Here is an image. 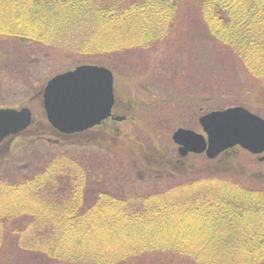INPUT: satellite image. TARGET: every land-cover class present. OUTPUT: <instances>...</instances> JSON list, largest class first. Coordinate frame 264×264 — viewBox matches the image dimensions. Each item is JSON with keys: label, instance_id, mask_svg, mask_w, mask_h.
I'll use <instances>...</instances> for the list:
<instances>
[{"label": "trees", "instance_id": "16d2710c", "mask_svg": "<svg viewBox=\"0 0 264 264\" xmlns=\"http://www.w3.org/2000/svg\"><path fill=\"white\" fill-rule=\"evenodd\" d=\"M182 20L184 33L172 40ZM192 26L199 46L242 73L234 90L264 92V0H0V36L68 49L112 70L113 53L141 50L148 57L166 43L180 45ZM149 63L147 73L154 71ZM90 130L60 134L44 117L15 136L31 133L65 148L35 173L7 176L0 186L7 187L0 264H145L147 257L155 264L162 256L264 264V224L250 222L264 217V186L215 174L169 181L112 172V161L99 165L81 152L95 147ZM190 234L206 237L189 247Z\"/></svg>", "mask_w": 264, "mask_h": 264}, {"label": "rangeland", "instance_id": "374dc122", "mask_svg": "<svg viewBox=\"0 0 264 264\" xmlns=\"http://www.w3.org/2000/svg\"><path fill=\"white\" fill-rule=\"evenodd\" d=\"M183 24L182 20L172 40L182 34ZM191 32L180 45L175 41L166 43L158 52L152 51L151 57H143L141 50L111 55L113 65H117L113 70L117 99L114 113L127 118L91 129L95 147L81 152L91 154L99 165L112 161L111 171L116 167L122 168L116 172L134 171L137 178L161 176L171 181L215 174L227 181L260 188L264 186V160L259 158L264 154H252L237 146L216 158L194 153L179 156L178 145L172 139L174 131L179 127L202 131L199 116L212 109L243 106L264 115V92L234 90L237 80H244L242 73L230 65L229 59L215 57L209 48L199 46L196 27L192 26ZM89 59L90 56L68 49L51 51L42 45L24 46L14 37L0 36V107L29 106L34 120L43 121L46 116L40 89L55 74L91 63ZM148 63L155 67L151 66V73L146 72ZM217 84L223 86L220 93L213 90ZM24 135L27 136L8 139L0 152V186H6L7 176L35 173L65 148V144L54 147V141H38L31 133ZM71 151L78 153L76 149ZM4 205L7 206V187L0 189V206ZM250 222L264 224V217L251 218ZM193 234L189 235V247L207 235ZM10 248L8 245L6 252ZM174 257L177 258L168 260L162 256L155 264H195L188 258ZM148 259L144 263L152 264Z\"/></svg>", "mask_w": 264, "mask_h": 264}, {"label": "water", "instance_id": "95a60500", "mask_svg": "<svg viewBox=\"0 0 264 264\" xmlns=\"http://www.w3.org/2000/svg\"><path fill=\"white\" fill-rule=\"evenodd\" d=\"M42 102L49 123L63 134L82 132L112 115L116 102L114 75L98 64H81L51 77L42 90ZM124 117L116 116V119ZM202 132L179 127L172 135L184 157L190 152L216 158L236 146L264 153V118L243 106L213 110L199 118ZM34 122L28 106L0 107V147ZM260 160H264L262 155Z\"/></svg>", "mask_w": 264, "mask_h": 264}, {"label": "flooded vegetation", "instance_id": "af4514ba", "mask_svg": "<svg viewBox=\"0 0 264 264\" xmlns=\"http://www.w3.org/2000/svg\"><path fill=\"white\" fill-rule=\"evenodd\" d=\"M41 93H42V90H41ZM116 103H117V101H116ZM116 103H115V106H116ZM115 106H114V109H115ZM115 114V113H114ZM110 120H115L114 119V117H111V118H109L107 121H110ZM107 121H103L101 124H103V123H107ZM100 126H102V125H99V126H97V127H100Z\"/></svg>", "mask_w": 264, "mask_h": 264}]
</instances>
